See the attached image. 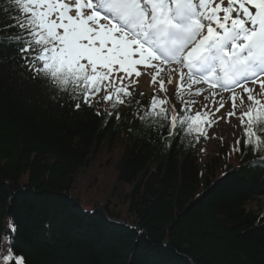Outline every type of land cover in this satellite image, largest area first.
Segmentation results:
<instances>
[{"label":"trees","instance_id":"obj_1","mask_svg":"<svg viewBox=\"0 0 264 264\" xmlns=\"http://www.w3.org/2000/svg\"><path fill=\"white\" fill-rule=\"evenodd\" d=\"M14 63H0V235L12 218L14 255L26 264H264V214L247 207L264 205L259 169H249L259 153L161 139L139 118L152 98L131 96L110 123L112 102L100 95L90 108L61 107ZM99 166L106 197L76 192Z\"/></svg>","mask_w":264,"mask_h":264},{"label":"snow or ice","instance_id":"obj_2","mask_svg":"<svg viewBox=\"0 0 264 264\" xmlns=\"http://www.w3.org/2000/svg\"><path fill=\"white\" fill-rule=\"evenodd\" d=\"M0 48V63L14 61L13 70L23 69L21 75L63 101L61 107L90 108L104 92L96 102L111 101L114 109L106 123L121 118V104L131 107L133 76L149 72L150 86L159 83L161 92L173 78L190 96L211 90L213 106L220 93H232V111L220 103L217 120L236 116V90H242L240 105L247 101V108L238 117L243 132L232 151L259 153L249 169H259L264 188V99L258 98L264 96V0H0ZM192 103L182 95L172 102L153 94L139 118L161 139L180 143L194 136L199 142L208 138L201 124L211 127L212 121L207 112L193 115ZM16 231L9 218L0 235V264H26L13 252Z\"/></svg>","mask_w":264,"mask_h":264},{"label":"rangeland","instance_id":"obj_3","mask_svg":"<svg viewBox=\"0 0 264 264\" xmlns=\"http://www.w3.org/2000/svg\"><path fill=\"white\" fill-rule=\"evenodd\" d=\"M153 74L154 73L149 72L147 74L141 75L139 78L133 76L132 79L134 83L132 87H135L136 89L135 93L136 94L144 93V95H149L154 92L158 94L161 100L167 98V99H170L172 102L176 101L177 96L182 95L185 101H196V103H192L188 105L193 115L197 111H201L202 113L207 112L209 115V118L212 121L211 127L206 126L208 128L207 149L210 150V152L215 151L217 144L220 145L225 142L232 144L235 142L236 139H238L239 133H240V120L238 119V117L247 108V101L245 102V105L243 106L240 105L239 96L240 95L246 96V94L242 93V90L240 89L236 90L238 94L237 100H236L237 107L235 109L236 116L230 118V120L227 117L225 119L217 120V117L220 116V113H216L215 108L219 107L220 103H225L227 110L232 111V108H231L232 93L230 92L220 93V95H218L215 98V106H213V97L210 95L211 90H206L203 93V96L208 97L207 99H203V96H190L186 88L180 87L181 82L177 78H173L172 84H168L167 82H165V87L167 88V92L166 93L161 92L159 89V83H157L154 86H150L151 76ZM161 75L163 74L161 73ZM127 83H128V80L126 79L125 84L127 85ZM249 87H252V85H249ZM255 87L258 89L259 85L257 84L255 85ZM215 91L220 92L219 89H216ZM174 92L176 93V95H174ZM104 95L105 93L103 94V96ZM221 96L223 97V100L221 99ZM258 98L264 99V96H258ZM205 105H207V108L204 107ZM103 106H107V103H105ZM177 107L179 108L180 105L177 104ZM224 111L225 109L220 110L221 113H223ZM213 113H215V115H213ZM101 162H102V159H99L97 161V163L99 164ZM102 170L103 168L99 166V168L95 167V169H89L85 171V173L82 176L81 175L79 176V179L77 180V183L75 186V191L77 189L76 192H78V189H79L80 192L81 191L87 192L90 189H92V192L96 193L97 197H100L101 199L105 198L106 195L100 191V188H103L102 186L104 185L103 183H107V181H104L106 180V178L104 177L105 174H103L104 172H102ZM247 207L255 210L259 214H264V205L257 206L254 203L252 204L249 203L247 204Z\"/></svg>","mask_w":264,"mask_h":264}]
</instances>
